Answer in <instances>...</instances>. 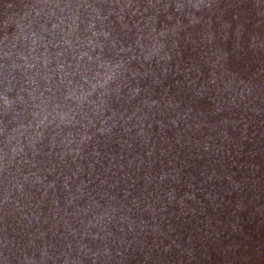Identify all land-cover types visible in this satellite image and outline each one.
<instances>
[{"label":"rangeland","instance_id":"obj_1","mask_svg":"<svg viewBox=\"0 0 264 264\" xmlns=\"http://www.w3.org/2000/svg\"><path fill=\"white\" fill-rule=\"evenodd\" d=\"M0 264H264V0H0Z\"/></svg>","mask_w":264,"mask_h":264}]
</instances>
